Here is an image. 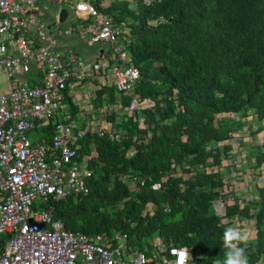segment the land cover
I'll return each mask as SVG.
<instances>
[{"label":"trees","instance_id":"1","mask_svg":"<svg viewBox=\"0 0 264 264\" xmlns=\"http://www.w3.org/2000/svg\"><path fill=\"white\" fill-rule=\"evenodd\" d=\"M105 10L127 27L141 70L136 91L153 104L129 113L131 96L110 87V104L122 96L107 116L117 135L80 139L78 158L93 170L90 192L57 201L55 217L112 244L126 234L137 249L151 250L158 236L196 253L195 264H214L223 259L224 229L240 215L255 222L249 264H264V185L224 217L213 208L231 192V140L249 113L263 135L248 157L264 163V0H112ZM103 92H95L98 102Z\"/></svg>","mask_w":264,"mask_h":264},{"label":"built area","instance_id":"2","mask_svg":"<svg viewBox=\"0 0 264 264\" xmlns=\"http://www.w3.org/2000/svg\"><path fill=\"white\" fill-rule=\"evenodd\" d=\"M50 1L65 0H0V264H175L184 250L190 257L186 264H195L196 253L186 246L169 245L158 236L149 251L128 246L126 259L125 244L68 229L55 217L57 201L90 192L93 170L78 158L80 139L87 133L103 136L109 127L110 135H117L106 117L82 127L71 120L70 79L76 84L91 72L76 63L73 55L64 57L51 45L56 34L105 43L101 64L117 90L131 96L127 111L133 113L146 105L136 91L141 70L129 51L132 39L123 35L124 28L106 6L77 1L76 23L61 27L59 13L52 24L40 13ZM32 70L37 74L35 82L27 76ZM40 123L52 127L50 141L30 138V131ZM234 137L233 147L242 148L241 135L236 132ZM229 164L235 165L236 159ZM161 186L159 181L152 184L153 189ZM245 200L249 197L234 195L225 203L220 197L213 208L224 217L228 205H242Z\"/></svg>","mask_w":264,"mask_h":264},{"label":"crops","instance_id":"3","mask_svg":"<svg viewBox=\"0 0 264 264\" xmlns=\"http://www.w3.org/2000/svg\"><path fill=\"white\" fill-rule=\"evenodd\" d=\"M58 13L60 14V10L57 12V14ZM123 28L125 29L127 27L124 26ZM72 36H75V38L79 39L76 35ZM68 41H71L68 36L56 34L54 42L51 43V45L59 50L64 57L73 55L75 57L76 63L80 64L85 70H89L91 72V74H86L84 78L76 84L73 83L74 81L72 78L70 79V84L68 86L70 94L67 97V102L71 106V113L73 115L71 117V120L74 116L80 114L83 116V119L86 120L87 123L95 121L102 122L105 117L108 121L107 116L112 113L113 108L114 111H117L120 107L119 105L122 104L120 102L122 101V96H120V99L118 98L116 104L109 103L107 91L110 89V87L115 86L111 75L101 64L102 60H104V55L107 52V45L105 43H89L83 40L84 44H86L90 48L89 53V51H85L83 48L71 46V43H69ZM27 76L32 82H35L37 74L34 70H32ZM96 91H104L101 102H98L96 99ZM86 122L81 125L84 126ZM108 123L111 122L108 121ZM262 124L263 123H259L258 118L252 113L247 114V116L242 117L241 119V124L237 133H239L242 137V148L233 147L231 156L233 159H236V164H230V168L225 172V178L229 184V191H231L229 194L231 195L233 194L244 196L242 191H245L246 196H248L250 200L258 195V193L256 192V194L251 193V182H253V184L255 185V187L257 186V188L264 185V163H262L261 166L256 167L254 158L248 157L251 152L252 146L259 144L262 139L261 137L263 135V132L259 131L258 128ZM38 126H40L41 131L47 132L49 130L48 125L45 123L38 124L34 130H36ZM107 126L109 127L110 125L107 124ZM110 128L111 127H109V129ZM113 129L114 127L112 125V130ZM42 140H47L46 135L39 137L37 140L33 141ZM231 142L234 143V139H232ZM229 163L230 159L228 164ZM247 185H249V187H246ZM236 216H234L230 221H236ZM239 224L241 225V223ZM251 238L252 236H250V239Z\"/></svg>","mask_w":264,"mask_h":264},{"label":"rangeland","instance_id":"4","mask_svg":"<svg viewBox=\"0 0 264 264\" xmlns=\"http://www.w3.org/2000/svg\"><path fill=\"white\" fill-rule=\"evenodd\" d=\"M77 1H82V0H72V1L65 0L62 3L61 2H54V1L52 2V1H50V2H48L47 6L45 8L40 10V13L44 14L45 20L48 23L51 24L54 21L56 13L60 9L65 7L69 11V16H68V18L65 21H63L61 23V26L62 27H71L72 25H74L76 23V17H75V14H74V8H75V3ZM111 1L112 0H103L102 1V5L107 6V5H109L111 3ZM68 38L71 40V41H68L69 43H71V46H74V47L77 46V47L83 48L85 51H89L90 50V48L86 44H84L83 40L77 39V38H75V36H72V35L68 36ZM89 53H90V51H89ZM1 81H3V76L1 77ZM120 94L121 93H119L118 95H120ZM151 104H153V101L151 99H145V105L146 106L151 105ZM70 108H71V106H70ZM113 111H114V108H113ZM117 111H119V109ZM110 112H111V110H110ZM76 120H77V122H76ZM79 120H81V121H79ZM72 121L75 122L76 127H81L86 122V120H84L83 116L80 115V114H78L77 116H74ZM45 135L47 137L46 132L45 131H41L40 126H38V128L36 130L30 131V138L33 139V140H37L39 137H42V136H45ZM257 138H258V136H257ZM246 187H249V185H247ZM250 187L252 189L251 193H254V194L259 193V189L257 188V186L255 187L253 182H251ZM242 193H243V195H246L245 191H242ZM231 196H234V195L233 194L232 195L231 194H229V195L228 194L227 195L223 194L222 199L224 200L225 203H227L226 201H229ZM237 221L238 220L231 221L230 225H239L241 228L244 226L243 229H247L249 231L250 236H252L253 238L256 236L255 231H254V229L251 226V223L254 222V220L245 218V220H243V221H238V222ZM239 223H241V225ZM116 244H119V245L120 244H123V245L125 244V246H123V256H124V258L127 259L128 258L127 254H129V252L131 250V249H128L129 248L128 246H131V245L127 244V239L124 238L122 236V234H121L119 237L116 238ZM135 249H137V247H135Z\"/></svg>","mask_w":264,"mask_h":264},{"label":"clouds","instance_id":"5","mask_svg":"<svg viewBox=\"0 0 264 264\" xmlns=\"http://www.w3.org/2000/svg\"><path fill=\"white\" fill-rule=\"evenodd\" d=\"M249 240L250 234L247 229H243L239 225L226 227L222 234L223 259L217 258L214 264H249L245 254ZM188 259L190 257L187 251H181L175 264H186Z\"/></svg>","mask_w":264,"mask_h":264},{"label":"water","instance_id":"6","mask_svg":"<svg viewBox=\"0 0 264 264\" xmlns=\"http://www.w3.org/2000/svg\"><path fill=\"white\" fill-rule=\"evenodd\" d=\"M67 16H68V9L64 7L60 11V22L65 21L66 18H67ZM39 226L42 227L43 226V223H39Z\"/></svg>","mask_w":264,"mask_h":264}]
</instances>
